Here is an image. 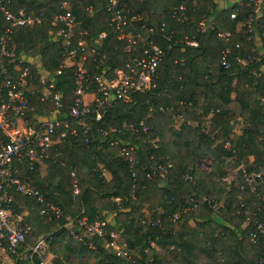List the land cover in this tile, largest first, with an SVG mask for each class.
Returning <instances> with one entry per match:
<instances>
[{"label": "trees", "instance_id": "trees-1", "mask_svg": "<svg viewBox=\"0 0 264 264\" xmlns=\"http://www.w3.org/2000/svg\"><path fill=\"white\" fill-rule=\"evenodd\" d=\"M184 1L120 0L121 6L144 16L146 24L153 27V41L162 47L168 44L163 38L166 32H172L174 38L187 34L198 44L174 43L157 68L155 88L132 91L127 101L113 99L102 108V118L95 120L93 114L78 119L68 114L75 96V66L62 65L64 47L51 33L57 27L52 21L53 13L64 11L62 0H8L12 10L43 13L40 22L14 26L8 42L15 46L18 55L35 54L40 58L42 67L53 77L55 88L62 92L58 114L77 129L76 135L67 134L51 147L42 161L46 163L45 172L41 173V162L36 163L28 172V181L45 195V201L58 205L64 215L105 219V229L122 236L132 258L116 255L100 237L79 229L82 240L95 244L96 248H90L69 234L64 216L48 217L40 212L46 207L45 201L37 202L32 196L14 191L17 202L29 211L25 221L30 225L25 243L13 255L14 264L37 263V256L33 262L26 258V250L41 235L49 239L50 248L56 253L54 264H65L63 258L69 253L76 258L85 256L84 262L92 258V264H260L264 244L252 242L250 233L256 230L253 216L264 224V200L260 198L264 194V39H248L236 29L237 21L245 18L250 7L233 3L223 8L215 0H188V20L182 25L171 17V12ZM106 2L69 0L77 29L87 31V43L95 48L84 61L90 74L104 68L112 72L133 57L132 50L126 49L128 41L119 39L109 24ZM232 11L237 13L233 19ZM203 16L212 17L214 23L212 28L200 31L198 25ZM6 26L0 11V33ZM219 30L229 31V35L219 36ZM101 31H105V36L95 42ZM226 47L230 49L229 68L220 61ZM237 58H244L246 63ZM23 63L25 60L20 64ZM58 69L60 73H56ZM31 70L34 72L33 66ZM38 77L26 87L31 106L27 116L36 120L56 108L49 100L37 97ZM85 92L97 93L96 85L87 83ZM4 96L0 80V100ZM179 115L182 120L175 126ZM139 121L147 126L146 131L122 126L123 122ZM238 122L243 127L233 138V126ZM84 124L88 126L86 132ZM109 125L121 131L106 135L98 132L100 127ZM112 139L117 142L111 144ZM129 143L136 148L135 179L121 155V148ZM200 158L211 160L207 170L199 164ZM157 164L165 166L166 171L157 169L154 176L147 178L146 171ZM235 168L238 175L230 177ZM104 169L110 172V178L104 175ZM244 169L260 173L256 191L246 185ZM75 185L79 188L77 193L73 191ZM203 196L206 201H200ZM190 197L197 202L195 206ZM187 205L192 208L173 220V212ZM111 214L112 219L108 220ZM149 217L159 219V223H141L140 218ZM59 237L65 241L64 257L53 247Z\"/></svg>", "mask_w": 264, "mask_h": 264}, {"label": "built area", "instance_id": "built-area-1", "mask_svg": "<svg viewBox=\"0 0 264 264\" xmlns=\"http://www.w3.org/2000/svg\"><path fill=\"white\" fill-rule=\"evenodd\" d=\"M187 1L174 6L171 12V17H175L182 25L188 20ZM233 3L238 7L251 8L244 19L237 21L236 29L242 30L248 39H264V0H235ZM62 5L64 11L54 12L52 15L53 24L57 27L51 33L52 38L60 41L64 47L62 65L66 67L75 66L73 72L75 96L70 104L68 114L77 119L93 114L95 120H100L102 108L104 105L110 104L113 99L127 101L132 91L145 92L155 88L158 79L157 68L166 55L167 49L171 48L174 43H185L191 46L198 44L197 39L189 38L187 34H184L182 38H174L172 32H166L163 38L168 41V44L166 47H162L153 41V27L146 24L141 13L121 6L120 0H107L105 9L109 14V24L117 31L119 39L125 38L128 41L126 49L132 50L133 57L125 63L124 67H117L112 72L108 71V68H104L100 73L90 74L84 61L88 55L95 51V48L87 43L85 37L87 31L77 29L78 21L70 8L69 0H62ZM0 11L7 21V26L0 33V80L5 93V96L0 100L1 260V252L4 250L11 255L16 253L17 247L25 243L26 234L30 230V225L24 219V214L14 191L32 196L37 202H44L46 200L45 195L28 181V172L34 168L36 163L42 162L48 156L56 139H63L67 134L76 135L77 129L68 118L58 114L57 107L61 104L62 92L55 88L56 84L53 77L42 67L41 61L27 58L28 56L23 53L18 55L15 46L8 42L14 26H26L40 22L44 16L43 13L27 12L23 8L12 10L8 5V0H0ZM236 14V11H232L230 18H235ZM213 23L214 19L208 20L207 17L203 16L199 21L198 30L203 31L208 27L212 28ZM217 35L227 37L229 31L219 30ZM103 36H105V31H101L96 39L98 40ZM229 53L230 49L226 47L220 56V61L226 68L231 67L232 64L228 57ZM24 60L25 63L20 64ZM237 60L246 63L244 58H237ZM31 66H33L34 72H32ZM261 71H264V66H262ZM56 73H60V70L58 69ZM256 74L259 75L260 71ZM36 75L39 76L36 80L37 97L41 101L49 100L56 107L48 116L40 117L37 120L27 116L31 106L26 96V87L32 83ZM91 82L96 85L97 93H93L91 100H87L85 87L87 83ZM261 99L264 101V96ZM122 126L137 132L139 129L147 130V126L142 121L123 122ZM87 129L88 126L84 124V132ZM120 131L121 128L111 125L98 129V132L104 135ZM87 140L86 137L85 141L87 142ZM116 142V139L110 141L111 144ZM135 154L136 148L131 143L121 148V155L127 161L134 179L137 177V171L134 168L137 162ZM157 169L162 172L166 171L165 166L157 164L153 170L146 171V177L154 176ZM71 174L75 179L73 171ZM243 177L249 190L256 191L255 182L261 177L260 173L244 169ZM78 190L79 188L75 185L74 193H77ZM260 198L263 201L264 194H261ZM206 199V196H203L200 201H206ZM189 200L193 201L192 206L197 204L193 197H190ZM45 205L46 207L41 208L40 212L45 213L48 217L60 218L64 216L65 225L73 238L82 240V234L78 230L83 229L89 234L100 237L104 246L116 255L132 259L128 244L122 236L115 230L107 231L105 229V219L97 217L89 220L86 216L72 218L70 215H64L62 209L50 201H45ZM192 206L187 205L174 211L172 219L177 220L182 213L191 209ZM250 219L249 214L246 213V221ZM140 221L145 225L159 223V219L152 217L140 218ZM253 223L256 225V230L250 233V239L254 243L264 244V224L257 216H253ZM82 242L90 248H96L92 240H82ZM46 246V238H38L34 244L27 246L26 258L33 262L34 257L37 256L36 264H52L50 259L44 255ZM260 264H264V250Z\"/></svg>", "mask_w": 264, "mask_h": 264}, {"label": "crops", "instance_id": "crops-1", "mask_svg": "<svg viewBox=\"0 0 264 264\" xmlns=\"http://www.w3.org/2000/svg\"><path fill=\"white\" fill-rule=\"evenodd\" d=\"M216 2H217V4L219 5V7L221 6V7H227V6H230L231 4H233V2L235 1V0H215ZM223 7V8H224ZM147 14V13H146ZM213 16V15H212ZM92 95H93V93H86V95H85V97H86V99L87 100H91V98H92ZM88 97H90V99H88ZM181 120H182V117L179 115V116H177V117H175V120H174V125L175 126H177L180 122H181ZM61 139H56L55 141H54V144H56V143H58L59 141H60ZM53 144V145H54ZM199 164L201 165V167L204 169V170H207L209 167H210V164H211V160L209 159V158H200V160H199ZM204 166H206V167H204ZM45 167H46V163H44V162H41V164H40V169H41V173H44L45 172ZM233 170H237V168H235V169H233ZM103 173H104V175L107 177V178H110V176H111V174H110V172L108 171V170H106V169H104L103 170ZM20 204V203H19ZM20 207H21V210H22V212H23V214H24V219L26 218V216L28 215V213H29V211H28V209H24L23 208V206H22V204H20ZM108 220L109 219H112V214L111 215H109L108 217ZM111 222L112 223H114L113 222V220H111ZM41 237H44V235H41L39 238H41ZM47 240V239H46ZM64 243H65V241H64V239H63V237H59V238H57V240L54 242V249H56L57 251H58V255L60 256V257H64L65 255L63 254V251L62 250H64L63 248H64ZM44 255L46 256V258H48V259H50V261H51V263L52 264H54V256L56 255V253L55 252H53V249H51L50 248V244H49V242H48V240H47V246H46V249H44ZM62 255H64V256H62ZM70 257H72V259L75 261V262H77V261H80V259H86V257L85 256H81L80 258H76L75 256H74V254H72V253H69V254H67L66 256H65V258H63V260H64V263L66 264V263H68L69 262V258ZM1 263L2 264H14V259H13V255H11V254H8L5 250L4 251H2L1 252ZM74 261L73 262H69V263H73L74 264ZM28 264V263H27Z\"/></svg>", "mask_w": 264, "mask_h": 264}, {"label": "rangeland", "instance_id": "rangeland-1", "mask_svg": "<svg viewBox=\"0 0 264 264\" xmlns=\"http://www.w3.org/2000/svg\"><path fill=\"white\" fill-rule=\"evenodd\" d=\"M207 19L208 20H211L212 19V17H207ZM97 40V39H96ZM95 40V42H97ZM257 44H259V42L257 43ZM261 52V51H260ZM24 55H26L25 53H23ZM26 56H28L27 58H32V59H34V60H37V61H40V58H38L37 56H35V54H29V55H26ZM232 94H233V92H232ZM88 99H90V97H88ZM242 122H238L237 124H235L234 126H233V130H232V137L233 138H235L236 136H238L239 135V133L241 132V130H242ZM204 167H206V166H204ZM238 175V172H237V170H231V174H230V177H235V176H237ZM49 240V239H48ZM53 247H54V245H53ZM74 260L72 259V257H70L69 258V262H73ZM92 262H93V259L92 258H90V259H88L86 262H84V260L83 259H80V261H77V262H75L74 261V264H92Z\"/></svg>", "mask_w": 264, "mask_h": 264}]
</instances>
